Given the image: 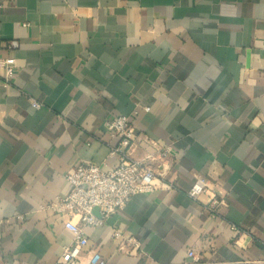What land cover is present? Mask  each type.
<instances>
[{
	"label": "crops",
	"instance_id": "obj_1",
	"mask_svg": "<svg viewBox=\"0 0 264 264\" xmlns=\"http://www.w3.org/2000/svg\"><path fill=\"white\" fill-rule=\"evenodd\" d=\"M4 58L0 264L57 262L72 234L42 206L74 165L117 164L104 121L120 114L132 157L154 166L171 146V186L85 227L86 249L109 264H264V0H0ZM197 176L211 189L192 199ZM113 228L140 248L120 251Z\"/></svg>",
	"mask_w": 264,
	"mask_h": 264
},
{
	"label": "built area",
	"instance_id": "obj_2",
	"mask_svg": "<svg viewBox=\"0 0 264 264\" xmlns=\"http://www.w3.org/2000/svg\"><path fill=\"white\" fill-rule=\"evenodd\" d=\"M17 41H8V47H16ZM3 67V83L8 84L14 74L16 64L12 58L0 59ZM32 105L39 107L37 101ZM144 109L148 107L144 106ZM134 113H137L134 110ZM107 130L118 136V143L111 147L110 154L117 155L118 162L111 169H103L99 162H80L68 169L64 178L70 184L68 193L56 196L54 200L42 206L66 215L64 227L72 234L71 242L63 245V250L55 264H109L96 247L86 249L88 238L84 232L87 226L102 224L105 219L122 209L136 193L152 192L171 185L164 180L168 161L172 155L169 144L161 146L156 154L147 155L154 159V166L145 159H137L129 154L133 144L134 130L127 115H116L104 121ZM209 179L195 177L187 195L196 199L201 193L210 190ZM215 195L210 197L209 209H213ZM98 209V214L94 212ZM112 238L120 251L131 253L140 248V242L130 233L113 228ZM193 262H198L192 250L187 252Z\"/></svg>",
	"mask_w": 264,
	"mask_h": 264
}]
</instances>
